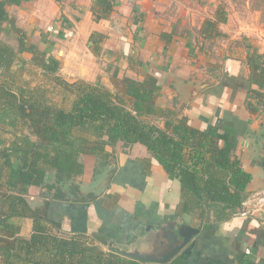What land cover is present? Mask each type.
I'll return each mask as SVG.
<instances>
[{"label": "crops", "instance_id": "0c3cea01", "mask_svg": "<svg viewBox=\"0 0 264 264\" xmlns=\"http://www.w3.org/2000/svg\"><path fill=\"white\" fill-rule=\"evenodd\" d=\"M32 1L45 4L43 0H24L20 5L7 6L9 19L0 24V40L9 49L18 50L19 37L24 33L28 43L46 50L35 41L36 28L30 34L24 31L29 25L27 17L40 14L38 10L24 9ZM148 1L139 0L141 9H134L126 6L128 0H113L109 19L95 20L92 8L86 9L83 17L69 15L74 21L81 17L78 27L91 51L88 59H92L89 54L95 53L93 32L103 35L99 44L102 53H115L105 57L106 61L97 68L85 62L86 67L81 70L85 69L86 74L71 79L70 85L74 80L100 82L115 93L116 69L119 77H156L161 85L156 106L176 109L200 131L235 132L232 159L239 160L252 176L243 192L245 200L264 188V74L254 72L250 62L251 56L253 59L257 54L259 58L254 63L264 66V27H244L225 8L227 21L208 28L206 19H215L219 5L199 25L180 32L178 23L168 26L162 9L153 10ZM17 9L21 12L15 15ZM36 21L34 17L33 22ZM30 35L35 40L30 41ZM131 48L137 54L132 55ZM61 72H45L28 51L17 53L8 69L0 68V192L23 198L12 206L8 196L0 195V264H62L57 243L61 239H80L85 245L132 259L136 258L128 252L160 259L169 255L162 263L136 259L143 264H264V205L246 217L236 215L239 208L229 213L226 209L223 214L226 205L220 202H210L203 217L182 212L180 179L169 176L141 142H103L101 151L95 146L107 136L100 138L90 130H75L73 139L83 173L59 178L55 169L46 166L44 156L55 155L52 145L33 132L30 121L18 114L17 106H11L1 87L5 84L6 89L18 95L19 87H24L47 105L71 109L76 91L62 84ZM54 91L62 92L69 104L56 105L55 98L48 97ZM143 118L160 127L165 125L163 118ZM202 141L210 149L225 145L224 140ZM20 149L27 152V168L37 161L46 170L40 185H18L26 188L24 193L10 189L7 183L11 167L20 165ZM185 151L187 159L194 154L191 147ZM4 152L10 153V158L4 157ZM8 159L12 164H7ZM108 176L109 185L100 192ZM36 208L42 216L36 222L47 228L45 235L57 241L29 247L27 242L31 241L36 224L32 211ZM8 224L19 230L6 233ZM188 227L195 230L184 243L182 234ZM177 247L180 248L174 252Z\"/></svg>", "mask_w": 264, "mask_h": 264}, {"label": "trees", "instance_id": "16d2710c", "mask_svg": "<svg viewBox=\"0 0 264 264\" xmlns=\"http://www.w3.org/2000/svg\"><path fill=\"white\" fill-rule=\"evenodd\" d=\"M23 1L0 0V24L9 19L7 6L20 5ZM91 8L95 20L109 19L114 10L113 0H94ZM227 18L228 11L219 6L215 11V19H206V25L212 28L216 22H226ZM92 38L96 44L94 51L99 54L103 35L93 32ZM19 42L16 51L9 49L0 40V68L8 69L16 59L17 53L28 51L33 53L34 63L45 72H58L59 59L50 55L47 50H41L37 45L28 43L24 33L20 35ZM255 58H259V55L254 54L253 59L252 56L250 59L254 72L264 74V66L255 64ZM116 71L118 72V69ZM116 71L115 93L100 82L80 80L72 84L73 89L72 85L62 81L67 88L76 91L77 97L71 109L47 105L24 87H19V95L10 92V88L6 89L5 84L1 89L11 106H17L18 114L30 121L33 132L41 140L52 145L55 155L46 154L44 158L40 154L39 156H42L46 166L57 171L59 178L83 173V164L78 159L79 150L73 137L75 130H90L100 138L107 136L106 140L99 141L95 146L101 151L105 143L114 144L118 140H124L126 145L135 142L145 144L169 176L180 179L183 202L179 208L182 212L199 213L203 217L210 202L225 204L223 214L226 209L228 213L237 211L241 207L243 192L252 176L241 167L239 160L232 159L236 144L235 132L232 129H227L225 133H218L216 129L204 132L190 126L188 118L180 116L176 109L156 106L155 100L161 90L156 77L147 76L144 80H137L126 75L119 77ZM144 116L163 118L165 125L160 127L145 120ZM203 138H208L211 142L224 140L225 145L210 149L203 143ZM186 147L194 150V154H190L188 159ZM20 150V165L18 168L11 167L12 172L7 183L10 189L17 188L19 193H24L26 188H20L18 185H40L46 170L40 167L37 161L27 168V163L24 162L27 152ZM3 155L10 158V153L4 152ZM7 164H12L10 159ZM7 194L2 195L0 192L3 198L8 196L12 206L23 200L21 195ZM32 215L36 224L31 241L27 242L28 246L57 241L55 237H49L47 233L45 235L47 228L36 222L39 216L42 217L37 208L32 211ZM16 230L19 228L8 224L4 231L13 233ZM57 243L62 264H143L98 246L85 245L80 239H61Z\"/></svg>", "mask_w": 264, "mask_h": 264}, {"label": "rangeland", "instance_id": "374dc122", "mask_svg": "<svg viewBox=\"0 0 264 264\" xmlns=\"http://www.w3.org/2000/svg\"><path fill=\"white\" fill-rule=\"evenodd\" d=\"M45 4H35L33 1L28 2L24 7L25 10H38L39 15L33 14V17H27L28 26L24 28L26 34H30L31 30L36 28L35 40L33 35H30V41L35 40L41 42L43 49L48 50V53L60 61V68L62 70V80L70 84V80L77 78L78 75L86 74V70H81L86 67L85 62L92 63L94 68L99 66L106 58L115 55L111 53H102L99 55L89 54L88 42L81 36L79 25L81 17L73 20L69 15L82 17L86 13V9H91L94 0H43ZM139 0H128L126 6L135 7L139 6ZM153 10L162 9V17L170 26L178 23L179 31L185 32L188 27H195L199 25L202 19L208 18L212 11L217 6L228 8L229 12L233 15L236 22L245 26L253 28L264 27V0H149ZM141 9V7L139 8ZM24 10V11H25ZM76 11V12H75ZM21 12L17 9L14 13L18 15ZM35 15V16H34ZM34 17L37 19L34 21ZM66 24L63 25V18ZM19 20V17H17ZM203 22V21H202ZM127 27V26H122ZM249 27V28H250ZM26 29V30H25ZM35 30L32 32L34 34ZM15 43L17 41L14 38ZM103 49V48H102ZM132 55L137 54L134 48L130 49ZM106 57V58H105ZM21 76V75H20ZM19 78V77H17ZM19 80V79H18ZM20 81H22L20 79ZM80 81V80H79ZM77 81V82H79ZM75 80L73 83H77ZM64 86V85H63ZM51 87V86H50ZM55 98L56 105L69 104V100L63 96V93H56L55 91L48 95V97ZM70 100L71 98L67 96Z\"/></svg>", "mask_w": 264, "mask_h": 264}, {"label": "built area", "instance_id": "2783aa9c", "mask_svg": "<svg viewBox=\"0 0 264 264\" xmlns=\"http://www.w3.org/2000/svg\"><path fill=\"white\" fill-rule=\"evenodd\" d=\"M264 205V188L251 194L247 199L242 201L241 207L236 215L246 217L253 214Z\"/></svg>", "mask_w": 264, "mask_h": 264}, {"label": "water", "instance_id": "95a60500", "mask_svg": "<svg viewBox=\"0 0 264 264\" xmlns=\"http://www.w3.org/2000/svg\"><path fill=\"white\" fill-rule=\"evenodd\" d=\"M110 178H111V177L108 176V179L103 183V185H102L101 188L99 189L100 192L104 191V190L107 188V186L109 185V180H110ZM193 230H195V229H192L191 227H188L187 229L185 228V230H184V232H183V234H182L183 237H184V239H185L184 243H185L186 241H188L189 239H191ZM179 248H180V247H177V249H175L174 252H176ZM174 252H173V253H174ZM128 254H129L131 257H133V258H136V259H139V260H143V261H145V262H152V261L156 260V261L162 263V262L167 261L168 258H169V257H168L169 255H166L165 257H163L162 259H160V258H154V257H152V256H150V255H145V254L136 253V252H128Z\"/></svg>", "mask_w": 264, "mask_h": 264}]
</instances>
